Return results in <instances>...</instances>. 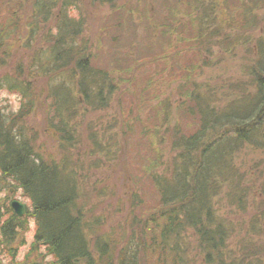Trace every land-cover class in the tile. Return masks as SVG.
<instances>
[{
	"label": "trees",
	"instance_id": "trees-1",
	"mask_svg": "<svg viewBox=\"0 0 264 264\" xmlns=\"http://www.w3.org/2000/svg\"><path fill=\"white\" fill-rule=\"evenodd\" d=\"M9 1L11 16L0 25V52L10 51V40L18 38L24 41L26 61L22 57L12 74L0 76V87L22 100L16 112L0 109V175L10 178L30 205L23 217L12 207L9 218L0 217V250L7 252L0 254V264H264V240H257L264 238V198L251 197L252 186L246 182L249 175L238 163L244 148L264 150V18L254 14L264 11V0H239V17L225 7L238 28H252L253 51H247L246 63H242L246 75L204 88L195 77L204 66L192 61L173 70L181 81L174 100L179 94L185 98L182 111L197 124L192 133L179 123L181 119L175 121L158 110L151 109L154 115L149 120L135 116L137 102L129 105L127 118L122 115L120 124L110 122L114 101L127 108L121 102L125 89L117 79H129L117 78V66L99 62L107 58L119 64L131 58L134 47L122 37L126 27L121 18L127 16L136 23L133 18L138 13L139 20L143 19V10L130 6L136 0L129 4L120 0ZM88 1L110 8L106 53H96V43L87 35ZM210 1L170 4L166 21L157 20L160 23L151 26L153 39L158 31L163 33L161 50L194 41L197 50L209 54L204 35L217 38L234 27L232 21L220 26L215 11L218 0ZM179 3L181 10L174 14L172 8ZM20 13L22 21L15 19ZM258 16L262 20L257 21ZM175 17L181 27L171 25ZM186 25L185 33L182 27ZM242 42L247 41L237 38L234 45ZM220 46L224 54L232 50L228 44L221 42ZM163 53L158 56L168 58ZM40 78L47 79L42 95L34 87ZM151 88L150 83L140 97L150 95ZM40 95L45 101V128L58 141L59 155L46 152L27 123ZM149 122L156 126V141L162 147L168 143V151L175 153L171 164H164L152 152L155 149L147 139ZM252 166L255 184L262 178L264 184V171H256L260 168L256 162ZM125 167L127 174L123 175ZM126 175L131 182L119 188L117 179ZM90 194L100 200L118 198L117 208L125 202L124 210H129L122 218L124 223L119 220L116 226L110 225L109 232H97L100 218L88 217ZM222 202L229 204L227 208ZM251 203L252 220L237 221L236 214L245 212ZM30 217L36 225L35 239L31 252L17 260L14 244ZM45 254L51 259H44Z\"/></svg>",
	"mask_w": 264,
	"mask_h": 264
},
{
	"label": "rangeland",
	"instance_id": "rangeland-1",
	"mask_svg": "<svg viewBox=\"0 0 264 264\" xmlns=\"http://www.w3.org/2000/svg\"><path fill=\"white\" fill-rule=\"evenodd\" d=\"M22 1V0H19ZM123 3L129 4L131 3V0H120ZM135 1V0H134ZM152 1V2H151ZM9 0H0V25L9 19L11 16L9 11ZM174 2H177V0H145L141 2L140 0H136L134 3H131V5L134 6V10L137 9L143 10V19L140 21L138 13L134 14L133 21L136 19L137 22L134 23L132 20H129L127 16L121 18L123 22V25L126 27L123 29L124 35L122 36L125 41L129 40L132 43H130V46L134 47V52L130 56L131 58L125 59V61H121L119 64L114 63L112 60H107V58L101 60L99 63L105 65L108 64L109 66L113 67L117 66L115 69V74L117 75V78L125 77L129 79V82L125 79L124 82L129 83V86H124V82H120V80L117 79V83L120 84V88L125 89L126 95L123 96V101H121L127 108H125L120 101L118 102L114 101L116 104V107L114 110H111L109 113L111 116L110 122L115 120L118 124L121 123L122 115L126 116L127 113L126 110H128V107L130 104L137 102V106L133 107V110L135 111V116H141L144 120H149L150 115H154L151 112V109L158 110L157 112H160L164 114L165 116L169 117L170 119H174L177 121L178 119H181L182 121H179L187 131L188 133H192L195 131L197 124L193 123L185 112L183 113L181 108L183 102L185 101V98L182 97V95L179 94V99L176 100L179 102V104H176L174 98L177 97V94L179 92V79L177 77H174V71H179V67H182L183 65H186L188 63H192V61H195L193 65L204 66L203 69H201L200 73H196L195 77L197 78L198 84L200 86L204 85V88L208 87L210 84L212 86L219 85L221 79L222 80H232L234 77L242 78V75H246L243 71V65L245 58L248 55V50L253 51L250 49L252 47V41L255 39L254 36L250 34V30L252 28H248L247 30H242L241 28H238L237 23H234L231 15L228 13L229 9L227 10L225 7L229 6L231 7V14L240 16V8H236V6L239 5V0H218V3L216 4V14L219 17V24L224 25V22H230L232 21L234 23V27L231 30H228V33L224 31V35L214 38L210 34L204 35L205 39L207 40L208 45L210 46V53L205 54L204 49L203 50H197L195 48L196 42L190 41V44L183 43V44H177L174 45L171 49H167L168 46L161 50V48L158 45H162V42H159V38L161 37L160 34H163L160 31H156L155 33H158L157 36L155 35V39H153V36L151 35V26L155 23H160L166 21L168 18V12H169V5L174 4ZM88 5L90 7H87L86 16H87V35L93 40L94 44L96 43V53L100 51H104L106 53L107 50V39L105 37L107 32V22L110 17V8L108 6L104 7H98L93 6L90 4V1H88ZM211 3L210 0H206V4ZM214 3V2H213ZM86 6V4L84 5ZM176 8H172V12L175 14L177 9L181 10L180 3L176 5ZM215 6V3H214ZM264 12V11H263ZM261 11H256L254 14H260L261 17L264 18V13ZM122 17V16H121ZM234 17V16H233ZM248 15V23L250 24L251 21L249 19ZM111 18V17H110ZM16 20H23V17L21 16V13L15 17ZM257 21H259L260 17H256ZM159 20V21H157ZM223 20V21H222ZM262 20V18L260 19ZM171 21V25L174 24L177 27H181V24H179V18L176 20V17L173 18ZM186 21V19H185ZM191 28H196V25L191 24ZM258 26V24H257ZM194 28V29H195ZM183 32H187L188 25L186 27H182ZM170 30V29H168ZM103 32V33H102ZM189 32V31H188ZM103 36V38H102ZM237 38H239L241 41L242 39L246 40L247 42L242 43H236L234 45V42H236ZM123 39V40H124ZM228 44L229 47L232 48V50L229 53L224 54L223 48L220 46V43ZM12 45V48L8 52H0V76L8 73L12 74L14 71V65L17 63V61H21L23 54L25 52L24 50V41L20 39H15L12 41L10 40V43ZM195 45V46H194ZM242 45V47H239ZM40 46V45H39ZM190 46V47H187ZM129 47V46H128ZM8 49V47H7ZM158 49L160 51H158ZM9 50V49H8ZM130 50V49H129ZM127 49V51H129ZM0 51H2V48H0ZM137 51V53L135 52ZM138 51L140 53H138ZM164 52V53H163ZM160 53H163V55L168 56V58L159 57L158 55ZM246 53V55H244ZM244 55V56H243ZM100 60V59H99ZM23 61H26L23 57ZM22 62V61H21ZM249 61H247L248 63ZM212 64L205 67V64ZM246 63V62H244ZM4 64V65H3ZM242 66V67H241ZM119 70V71H118ZM119 72V73H118ZM246 78V77H245ZM153 79V80H152ZM152 80V81H150ZM47 79L40 78L35 81V86L37 91L41 93L42 95V89L44 83L46 84ZM150 83L152 84V88L150 89V95L147 97H151V101L147 99V97L143 95V91H141L143 88L146 89L150 86ZM224 83V82H223ZM206 84V86H205ZM148 85V86H147ZM215 87V86H214ZM122 94V93H121ZM39 97L37 101L36 108L34 112L28 117L27 123L28 126L33 129L37 135L38 138V144L42 143L44 147L46 148V152L50 153V155L57 154L58 152V141L54 136H52L48 131H46L45 128V122H46V111H45V101L43 98ZM123 95V94H122ZM220 95V94H219ZM182 97V98H181ZM220 97V96H219ZM219 97H215L217 100H219ZM41 98V100H40ZM142 99H145L147 103H145ZM115 100V99H114ZM220 101V100H219ZM217 101V103L219 102ZM22 100H20V96L14 93L13 91L7 89V88H1L0 87V109L1 111L8 112H16L19 107L21 106ZM169 104L165 108V106ZM224 105V102L222 103ZM221 103H219V107L222 106ZM187 115V116H186ZM119 117V119H118ZM191 123H189L190 121ZM105 121H107V117L105 118ZM160 121V120H159ZM128 123V121H126ZM186 124V126H185ZM23 125V124H22ZM113 126V125H112ZM151 122L148 123V136L147 139L149 142H151V146L155 149L152 152L159 155L158 159L164 164H171L172 158L174 157V154L172 149L169 150V147L161 146L157 141L156 137V131L155 128ZM135 141V140H133ZM142 143V142H141ZM140 144V142H139ZM159 145V146H154ZM244 151L242 154L239 155L238 163L241 166V171H244L246 175H249L246 177V182L249 183L252 186L251 191V197H255L259 195V197L264 198V184H262V180H259L258 184H255L254 173L251 170L254 167L252 166L254 162H256V165L260 166L257 172H260L261 170L264 171V150H258L255 151L250 148H244ZM54 156V155H53ZM174 163V161H173ZM117 168V167H116ZM248 169L250 171H248ZM256 169V168H255ZM124 174H127V168L124 169ZM98 172H101V176L104 174L103 170H100ZM252 172V173H251ZM133 175H135V178H137V173L129 169V172ZM261 174H264V172H261ZM261 176V175H260ZM103 179L105 177H102ZM134 178V179H135ZM133 180V179H132ZM136 180V179H135ZM146 180L144 179L145 182ZM130 179L125 177H119L117 179V184L119 185V188H126V185L130 183ZM141 182V183H142ZM140 183V184H141ZM13 181L10 178H4L0 175V217L3 219L9 218L10 212L8 211L9 208L12 207V202L18 201L25 205H30V201L28 198L23 194V191L16 186H13ZM91 195V194H90ZM98 197V196H97ZM95 195H91L89 199H92L89 202V209H91V213L88 214V217H96L100 218L98 221V224L100 223V226L97 228V232H100L102 234H105L109 232L110 225L115 223V226L117 224V221L121 220V225L124 223V220L122 218L126 214V210H129L128 207L126 210H124V203L120 202L117 208V199L118 198H108L104 197L102 200L101 198H97ZM125 200V198H123ZM103 201V202H101ZM222 204H225V202H222ZM226 208L229 205L228 203L225 204ZM129 206V205H128ZM230 207V206H229ZM13 208V207H12ZM234 209V207H232ZM235 209H237L235 207ZM253 205L252 203L247 207V210L245 212H239V214H236V220L243 222L246 221L247 223L252 220L253 218ZM225 214L226 211L224 210ZM11 213H13L11 211ZM230 215H234L233 213H230ZM239 217L243 218V220L239 219ZM250 218V219H249ZM28 227L27 229L23 230V232L19 236V240H17L14 244V246L17 248V260L24 259L26 254L31 252V247L33 245V241L35 239V231H36V225L33 218H28ZM114 226V227H115ZM118 234L119 231H117ZM0 237H1V230H0ZM258 241H263V239L257 238ZM42 251L45 253L46 251L42 249ZM5 250H0V254H5ZM2 256V255H1ZM37 256V254H35ZM44 259L50 260L51 257L48 254H45L43 256ZM4 260V259H3ZM4 264H9L7 261Z\"/></svg>",
	"mask_w": 264,
	"mask_h": 264
},
{
	"label": "water",
	"instance_id": "water-1",
	"mask_svg": "<svg viewBox=\"0 0 264 264\" xmlns=\"http://www.w3.org/2000/svg\"><path fill=\"white\" fill-rule=\"evenodd\" d=\"M12 207L14 208L15 212L19 215V216H23L25 214L26 211V207L24 204L18 202V201H14L12 202Z\"/></svg>",
	"mask_w": 264,
	"mask_h": 264
}]
</instances>
